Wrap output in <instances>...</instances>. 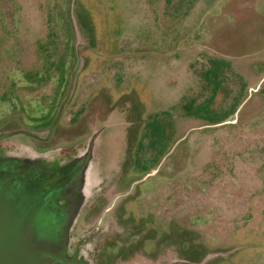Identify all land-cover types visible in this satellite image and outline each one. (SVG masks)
I'll use <instances>...</instances> for the list:
<instances>
[{
    "label": "rangeland",
    "instance_id": "rangeland-1",
    "mask_svg": "<svg viewBox=\"0 0 264 264\" xmlns=\"http://www.w3.org/2000/svg\"><path fill=\"white\" fill-rule=\"evenodd\" d=\"M180 78L174 139L137 171ZM6 204L0 244L37 211L49 264H264V0H0Z\"/></svg>",
    "mask_w": 264,
    "mask_h": 264
},
{
    "label": "trees",
    "instance_id": "trees-1",
    "mask_svg": "<svg viewBox=\"0 0 264 264\" xmlns=\"http://www.w3.org/2000/svg\"><path fill=\"white\" fill-rule=\"evenodd\" d=\"M217 90V87L213 89L211 100L215 98ZM182 108L186 117L198 118L211 124H218L226 119L206 117L210 115L207 111L209 105L200 109L186 105ZM175 109L153 112L146 116L134 150V168L137 171L145 174L152 171L159 163L168 145L173 141L174 119L172 112ZM203 109H206V112ZM14 207V204L0 205V212L3 211V208L9 211ZM30 213L29 211L23 212L20 219L14 223L12 231L5 235L0 244V264H49L43 256L38 254L39 249L35 246L44 245L45 247H42L44 249L40 252L51 254V249L47 248L45 243L51 238L56 239V236L52 233V227L47 225L40 213L37 211Z\"/></svg>",
    "mask_w": 264,
    "mask_h": 264
},
{
    "label": "crops",
    "instance_id": "crops-1",
    "mask_svg": "<svg viewBox=\"0 0 264 264\" xmlns=\"http://www.w3.org/2000/svg\"><path fill=\"white\" fill-rule=\"evenodd\" d=\"M178 82L179 84H177ZM173 83L174 84L172 85V88L174 89V91L169 95L166 94L162 99H159L157 101L158 104L157 103L155 104L160 107H163V108H160V110H165L170 105L178 104L179 100L186 94V90L189 87V85L186 83L185 79L183 78L177 79V81H174ZM256 89H257V86L254 89L249 87L248 90L251 91V94H253L256 91ZM219 90L220 89L218 88V90L216 91V96L219 94ZM169 96H171V99L168 101L167 99Z\"/></svg>",
    "mask_w": 264,
    "mask_h": 264
}]
</instances>
